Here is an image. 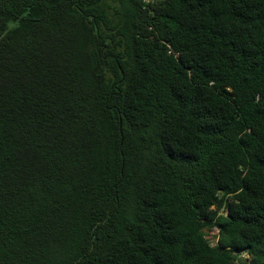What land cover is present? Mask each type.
<instances>
[{"label": "trees", "instance_id": "trees-1", "mask_svg": "<svg viewBox=\"0 0 264 264\" xmlns=\"http://www.w3.org/2000/svg\"><path fill=\"white\" fill-rule=\"evenodd\" d=\"M0 264H264V0H0Z\"/></svg>", "mask_w": 264, "mask_h": 264}]
</instances>
